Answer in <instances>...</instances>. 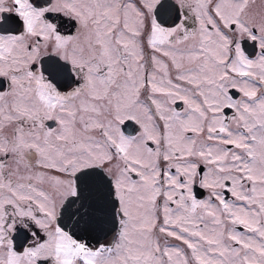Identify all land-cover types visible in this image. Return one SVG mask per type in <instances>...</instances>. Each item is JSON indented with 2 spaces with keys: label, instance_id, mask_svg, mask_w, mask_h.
I'll use <instances>...</instances> for the list:
<instances>
[{
  "label": "snow or ice",
  "instance_id": "6c2138e0",
  "mask_svg": "<svg viewBox=\"0 0 264 264\" xmlns=\"http://www.w3.org/2000/svg\"><path fill=\"white\" fill-rule=\"evenodd\" d=\"M0 264H264V3L0 0Z\"/></svg>",
  "mask_w": 264,
  "mask_h": 264
},
{
  "label": "flooded vegetation",
  "instance_id": "af4514ba",
  "mask_svg": "<svg viewBox=\"0 0 264 264\" xmlns=\"http://www.w3.org/2000/svg\"><path fill=\"white\" fill-rule=\"evenodd\" d=\"M262 3H264V0H257V6H261Z\"/></svg>",
  "mask_w": 264,
  "mask_h": 264
}]
</instances>
